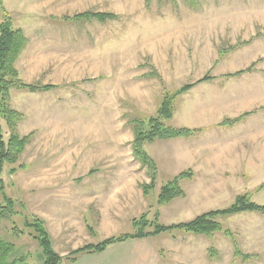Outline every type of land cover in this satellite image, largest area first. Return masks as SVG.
<instances>
[{"label": "rangeland", "instance_id": "obj_1", "mask_svg": "<svg viewBox=\"0 0 264 264\" xmlns=\"http://www.w3.org/2000/svg\"><path fill=\"white\" fill-rule=\"evenodd\" d=\"M2 3L12 25L21 28L28 38L16 61L20 78L55 85L39 92L10 91V106L23 114L18 131L22 135L31 133V137L19 159L5 164L1 176L5 193L15 200L23 217L44 219L58 253L97 243L110 235L135 232L131 219L142 212L153 220L158 209L157 221L163 224L188 219L183 217L186 204L181 196L167 205H155V193L161 184L172 178L170 174L182 170L175 171V164L164 155H159L157 165L162 170L158 171L154 190L145 197L146 206L133 216L136 211H132L126 191L138 192L140 183L148 177L145 167L132 155L129 120L154 115L164 87L173 90L220 68H243L263 54L264 0ZM84 11L112 12L116 18H70ZM257 45L258 49L252 50ZM219 50L223 53L220 60L230 57L223 67L215 66ZM263 60L257 65H264ZM182 97L177 98L179 105L185 102ZM182 108L175 109V118L166 124H176ZM0 123L6 140V125L2 119ZM11 167L16 168L14 173H9ZM260 183L180 181L188 191L187 198L194 193L195 200L202 204L199 213L224 208L242 193L264 204ZM136 200L138 207L141 200L138 196ZM23 217L17 218L22 228ZM216 220L231 234L218 231L203 236L178 229L147 238L166 260L160 264H177L176 255L181 250L178 243L191 239L193 246L188 248L194 247L197 264H264V214L241 212ZM61 233L67 235L68 245L60 242ZM21 242L28 244L33 262L40 263L36 242L26 236ZM140 246L147 248V244ZM90 254L80 253L71 262L65 259L66 253L60 264H108L109 260L88 257Z\"/></svg>", "mask_w": 264, "mask_h": 264}, {"label": "trees", "instance_id": "obj_2", "mask_svg": "<svg viewBox=\"0 0 264 264\" xmlns=\"http://www.w3.org/2000/svg\"><path fill=\"white\" fill-rule=\"evenodd\" d=\"M0 13L2 19L0 21V119L6 125L8 137L5 140L3 130L0 123V264H37L32 260V251L27 243H22V237H28L36 242L40 253L38 254V264H60L63 261L62 255L56 252L52 245L51 235L46 227L43 218L32 216L31 219L23 217L21 211L17 209L15 200L8 196L4 191L2 170L6 163H15L26 145L30 141L31 133L22 135L18 131V123L23 119V114L10 106V91L12 88L25 89L29 92L46 91L55 88L54 84L34 82L29 83L22 80L16 67V61L22 51L25 49L28 38L23 30L12 25V20L7 10L0 0ZM70 18H94L99 21L116 18L112 12L100 11H84L72 15ZM222 55L219 50L218 56ZM220 56V57H222ZM255 62L251 63L245 69L237 70L233 73L225 74L233 76L245 71H250ZM162 82V78L157 75ZM212 76L204 74L193 82L184 83L183 85L166 89L163 85L162 98L154 115L148 117L135 116L129 120L133 131L131 141L132 155L144 167L148 177L147 182L140 183V188L144 195H148L154 190L157 179V167L153 159L144 149V144L154 140L173 139L181 136H189L199 132V128L179 127L172 124H166L171 120L177 97L190 89L194 84L208 80ZM247 113H244V116ZM240 116V117H242ZM240 117L233 120H225L224 124L232 123ZM21 165H19L20 167ZM15 167L9 169V173H14ZM192 172L185 170L161 184L155 196L156 207H161L169 203L172 199L185 196V191L181 187L182 179L190 178ZM259 188L264 187V182L260 183ZM241 212H258L264 214V204L254 202L247 193L236 195L233 202L224 207L204 211L190 220L162 224L157 221L159 210H155L153 220L147 219V212H142L138 217L131 219L132 228L137 230L134 232H123L117 235H110L97 243L88 242L73 248L67 252L65 259L67 261H75L80 253H97L103 251L106 246L133 238H145L155 236L161 232H169L172 230H182L186 233H194L196 235L208 236L218 231L224 234H231L228 229H223L217 217L229 214H237ZM18 217H23V228L19 226ZM87 227L90 226L86 223ZM152 229L147 231V227ZM27 232H26V230ZM91 230V229H90ZM243 256H248L245 254Z\"/></svg>", "mask_w": 264, "mask_h": 264}, {"label": "crops", "instance_id": "obj_3", "mask_svg": "<svg viewBox=\"0 0 264 264\" xmlns=\"http://www.w3.org/2000/svg\"><path fill=\"white\" fill-rule=\"evenodd\" d=\"M262 48L264 50V45ZM253 49H258V45ZM263 54L252 58L249 64L243 68L230 71L225 68L215 70L209 73L212 76L210 79L194 84L178 96H183L185 102L179 105V99H176L171 120L175 118L176 110L180 106L183 108L182 111H178L180 118L173 125L199 128L200 131L189 136L162 139L156 142L154 140L144 144L145 151L156 164L157 176L159 169L162 170L157 165V161L159 155H164L167 160L175 164V171L182 169L176 174L173 172L170 175L173 177L182 171L190 170L192 176L186 180L191 183L264 182V178H262L264 175V65H257V62L264 59ZM229 59L228 56L220 60L217 53L215 66L222 65L223 67V63ZM253 62L255 64L250 71L233 76L225 75L245 69ZM244 113L247 114L242 116ZM238 117L240 118L232 123H223L225 120H233ZM249 175L252 177L247 178L246 176ZM187 192L185 191V196H183V202L186 204L183 217L187 216L189 218L186 220H190L195 217L190 214L199 213L202 204L197 199L195 200L196 197H193L194 193L190 194L191 191L189 192L190 197L187 198ZM126 193L129 196L125 195V197H129L131 200L129 204H131L132 211H136L133 216L142 212L146 206L145 197L147 195H144L141 189L138 192L126 191ZM137 196L141 200V205L138 207ZM192 206L194 209H191ZM48 231L51 233L50 230ZM62 234L65 233H61L60 242L68 245L67 235ZM50 235L52 236V234ZM192 243V239L186 243H178L183 254L181 255V250H178L177 264H197L194 247L188 248L193 246ZM140 244H147V248L141 247ZM68 251H60L59 254L63 255ZM91 256H96V259L109 260L108 264H128L129 262L160 264L161 260L166 261L157 252V245L147 237L110 244L103 251L88 255V257Z\"/></svg>", "mask_w": 264, "mask_h": 264}]
</instances>
